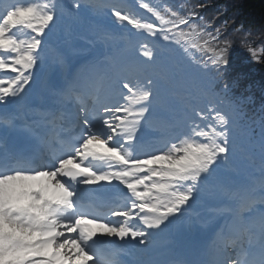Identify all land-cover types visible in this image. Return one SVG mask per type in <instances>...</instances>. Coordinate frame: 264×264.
Returning a JSON list of instances; mask_svg holds the SVG:
<instances>
[{
  "label": "snow or ice",
  "instance_id": "obj_1",
  "mask_svg": "<svg viewBox=\"0 0 264 264\" xmlns=\"http://www.w3.org/2000/svg\"><path fill=\"white\" fill-rule=\"evenodd\" d=\"M206 6L140 0L154 20L125 0H15L0 10V264H119L112 246L149 249L177 225L199 235V258L177 250L143 264H264V108L252 119L227 84L216 88L238 50L264 61V34L213 26L198 11ZM66 16L77 26L101 17L93 39L120 46L86 77L56 84L41 73L63 62L54 38ZM132 29L140 39L130 46ZM38 91L54 101L41 124L26 119ZM84 96L91 109L80 106L66 127L65 100ZM13 133L30 147H10ZM243 152L259 175L238 184ZM208 201L217 203L206 217Z\"/></svg>",
  "mask_w": 264,
  "mask_h": 264
},
{
  "label": "trees",
  "instance_id": "obj_2",
  "mask_svg": "<svg viewBox=\"0 0 264 264\" xmlns=\"http://www.w3.org/2000/svg\"><path fill=\"white\" fill-rule=\"evenodd\" d=\"M239 9L248 19H244L247 25L257 21L260 26H264V0H237Z\"/></svg>",
  "mask_w": 264,
  "mask_h": 264
}]
</instances>
